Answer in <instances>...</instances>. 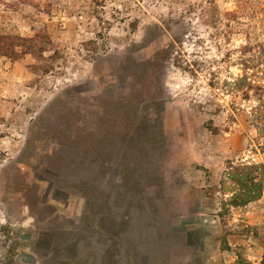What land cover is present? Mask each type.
<instances>
[{"label":"rangeland","instance_id":"1","mask_svg":"<svg viewBox=\"0 0 264 264\" xmlns=\"http://www.w3.org/2000/svg\"><path fill=\"white\" fill-rule=\"evenodd\" d=\"M0 264H264V0H0Z\"/></svg>","mask_w":264,"mask_h":264}]
</instances>
